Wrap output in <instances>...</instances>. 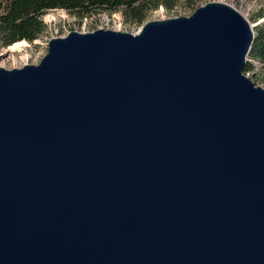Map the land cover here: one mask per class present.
<instances>
[{"label": "water", "instance_id": "obj_1", "mask_svg": "<svg viewBox=\"0 0 264 264\" xmlns=\"http://www.w3.org/2000/svg\"><path fill=\"white\" fill-rule=\"evenodd\" d=\"M253 39L210 2L0 66V264H264Z\"/></svg>", "mask_w": 264, "mask_h": 264}, {"label": "rangeland", "instance_id": "obj_2", "mask_svg": "<svg viewBox=\"0 0 264 264\" xmlns=\"http://www.w3.org/2000/svg\"><path fill=\"white\" fill-rule=\"evenodd\" d=\"M210 2L225 3L235 8L249 21L253 31L261 24H264V16L262 18H257L259 14L264 15V0H193L190 4H188L186 0H176L171 8L160 6L157 9L149 11L146 18L141 23L126 22L117 11H102L98 14L94 13L91 17L80 19L76 14L60 11V9H53L46 11L42 16V20L46 27L43 33L35 39V42H28L29 46H24V44L20 50L13 53L7 51L10 46H0V54H3L0 55V66L10 69L22 67L25 64H37L41 60H38V52L43 53V56L47 53V45L50 39L63 37L71 31L84 33L102 28L135 34L139 32L141 26L149 20L189 16L197 8ZM48 17L52 18L49 19ZM24 56H28L26 60H23ZM246 59L252 63L253 67L248 71H243L244 75L248 77L255 86L264 89V78L260 73L259 62L249 58L248 55Z\"/></svg>", "mask_w": 264, "mask_h": 264}, {"label": "trees", "instance_id": "obj_3", "mask_svg": "<svg viewBox=\"0 0 264 264\" xmlns=\"http://www.w3.org/2000/svg\"><path fill=\"white\" fill-rule=\"evenodd\" d=\"M188 4L193 0H186ZM176 0H0V46L37 39L45 30L42 16L46 11L62 9L80 19L100 12H119L126 22L141 23L149 11L160 6L171 8ZM264 15L259 14L257 18ZM249 58L259 62L264 78V24L254 30ZM247 61L243 71L252 69Z\"/></svg>", "mask_w": 264, "mask_h": 264}, {"label": "bare ground", "instance_id": "obj_4", "mask_svg": "<svg viewBox=\"0 0 264 264\" xmlns=\"http://www.w3.org/2000/svg\"><path fill=\"white\" fill-rule=\"evenodd\" d=\"M48 18L51 19L52 17H48ZM23 45H24V41L14 43L13 45H11V46L7 49V51L13 53V52H15V51H17V50H20L21 47H22ZM0 55H3V54H0ZM27 57H28V56H24V57H23V60H26Z\"/></svg>", "mask_w": 264, "mask_h": 264}, {"label": "built area", "instance_id": "obj_5", "mask_svg": "<svg viewBox=\"0 0 264 264\" xmlns=\"http://www.w3.org/2000/svg\"><path fill=\"white\" fill-rule=\"evenodd\" d=\"M60 11H65V10L60 9ZM33 42H35V40H33ZM29 43H31V42H29ZM29 43L25 41L24 42V44H25L24 46H29ZM42 57H43V53L38 52V60L42 59Z\"/></svg>", "mask_w": 264, "mask_h": 264}]
</instances>
